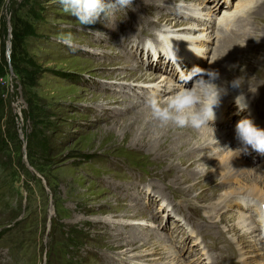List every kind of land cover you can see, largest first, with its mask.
<instances>
[{
    "label": "rangeland",
    "instance_id": "obj_1",
    "mask_svg": "<svg viewBox=\"0 0 264 264\" xmlns=\"http://www.w3.org/2000/svg\"><path fill=\"white\" fill-rule=\"evenodd\" d=\"M239 1L231 0L232 13L246 2V9L257 6L253 0L235 5ZM261 2L256 13L245 10L246 24L230 27L237 35L236 26L244 27L236 45L227 49L214 25L197 63L177 60L180 72L168 58L181 57L160 31L179 41L204 33L194 27L202 22L189 16L203 12L216 21L227 7L219 0H133L107 27L100 21L79 25L58 0H0V264H264V236L255 221L247 229L254 215L244 199L222 209L219 218L205 214L221 192L220 180L212 185L202 174L218 164L211 150L198 158L187 154L185 145L202 142L188 131L182 141L170 142V155L160 156L152 141L164 129L144 106L152 82L165 85V92L176 90L192 63L217 70L226 82L240 78L242 91L256 99L264 89ZM67 33L75 52L58 42ZM253 38L256 43L247 42ZM240 43L259 46L257 55L236 54ZM235 109L216 128L228 139L230 132L232 142L237 121L230 124L231 114L246 118ZM249 155H264L236 156L245 175L264 186V158L253 162Z\"/></svg>",
    "mask_w": 264,
    "mask_h": 264
},
{
    "label": "bare ground",
    "instance_id": "obj_2",
    "mask_svg": "<svg viewBox=\"0 0 264 264\" xmlns=\"http://www.w3.org/2000/svg\"><path fill=\"white\" fill-rule=\"evenodd\" d=\"M248 4H249V2H246V4H245L246 7L245 6L244 7L247 8ZM230 9H231V5L229 3V4H227V7L225 9L222 8L221 12H222L223 15L221 17H226L227 19H228L229 16H233L234 17L232 20H228L227 21V23H229V24L231 22H233L231 28L234 26V24H236V25L239 24L240 25L241 22L246 24V20H243L242 17H241L246 12V11L244 12V8L243 7H241V10L239 12H237V14H233V15H230V12H228ZM191 12H192V9H191ZM226 12H228V13L226 14ZM241 12H243V13H241ZM190 15L191 16H189V19L195 20V21L198 19L197 20L198 22H200V23L202 22L201 24H196V26L194 25V27L199 28V29H201L203 27L202 30L204 31V33H201L199 35H195L194 38L192 37V35H191V38L189 36H187V35H183L182 36L183 39L181 38V40L184 41L185 43H183L181 40L179 41L177 38H175V36H178V35L172 36V35L167 34V33L161 34V31L159 33V37L161 36L162 38H165V37L169 38V40H167V42L169 43V47H171L172 50H177L176 53H178V55H180L181 58H178V59L175 58L174 54H171V56L168 58V59L171 58L170 60H173L174 62H176L177 69L180 72H182V70H180L178 68L179 67L178 63L179 62L177 63V60H179L181 62H185V63H187L189 61L190 62L195 61L197 63L199 61V59H201V57L203 56V51H204V48H202L200 44L202 42L203 43H208V42L211 43L212 42L210 40L213 38V36L208 34V33H206V32L212 31V33H213V30H214L213 26L215 25V22H216L213 19H208V16H206V14L203 13V12H201L200 14H197V15H193V14H190ZM246 15L247 16L250 15L248 13V11L246 12ZM218 17H219V14L217 15V18ZM217 18H216V20H217ZM212 20L214 22H212ZM236 27L238 28V30H240L242 32V34L245 35V31L242 30V28H244L242 25L241 26H236ZM229 29L227 27H217L215 25V30L216 31L214 32V34L216 35V39L220 40V39L225 38V40H227V43H228L227 44V49L231 45H236L238 43L241 35H242V34L241 35L234 34V33H238V31L231 30V29L229 30ZM227 32H228V34L229 33H232V34L231 35H228V34L225 35V33H227ZM172 33H174V32H172ZM200 36H201V38H200ZM255 39L256 38H253V39H251V40H249L247 42L248 43L255 42ZM186 42L190 43L193 46V48L190 47V46L184 45V44H188ZM138 47H140V45L135 44L134 48L136 49ZM258 47L253 48L255 50L246 49L243 46V43H240V44H238L236 46L235 52L239 56L240 55H257V52H258V49H259ZM151 48H153V47H151ZM147 49H148V46H147ZM153 49H155V48H153ZM168 52H166V53H168ZM187 52H188V54H187ZM157 56L159 57V54L156 53V49H155L154 58H156ZM185 63L183 65H185ZM192 66L194 68V64L193 63H192ZM216 66L217 65L215 64V66H213V67L216 68ZM235 67H237V66H234V68ZM260 67L261 68L259 69V71H260V73H263L264 72V63ZM171 70H172V67L170 69V73H171V75L176 77L175 73L171 72ZM186 70H188V68H186ZM259 71H258V73H259ZM227 78L228 77H221V75H220V79L215 81V83L220 85V86H222V85L225 86L224 84H226L225 82L228 80ZM151 84H153L152 87L150 89L148 88L147 91L149 92V90H150V93L151 92H156V93H158V95L160 97H165V96L171 94L173 91H175V88H171L170 92H169V90L168 91L166 90L167 92H165V90L163 88V86H165V85H160V84H157L155 82H152ZM233 90L234 91L232 93H228V95H226V96H224L222 98L220 106L215 109V114H216L215 115V120L212 123L211 127L215 130V139L218 141V145L216 144V142L213 139V130L211 128H204V129H201V130H195V129H192L190 127L189 128H183V129H179V128H175V127L162 128V129H164L163 133L161 134L160 131H159L157 134H155L154 140L152 141V144H154L155 147H157L155 149L157 150V153L160 154V156H164V155L168 156L171 153L170 142L172 144L173 141H177L180 138H181V141H182L185 132L190 131L191 133H193L192 134L193 135V139H199L202 142L201 143H196V144H191L189 146L184 144L185 145V150H187L190 147V149H188L189 152L187 154H191L192 156H195V158H198V155L202 156L203 150H206V151L208 149L211 150V152L209 153V156H211V159H216V162H218V164L215 167V169H211L212 171L206 172V173L202 172V174L207 179V182L212 184V185H213V183H217L218 180L221 181V184H218V190L221 191L220 194H219V197H217V199H214V197H212L211 200H214V201L208 203L205 206V211H206L205 214H207L209 219H211V220L214 219V218H217V217L219 218V216H220L219 212L222 209L229 210L234 205V203L238 201V198H242V199L245 200V198L248 196L249 193H251L254 197H258V198L264 199V186H263V183H259L253 176H247L248 173H247V175H245V173H246V171L244 169L245 166L242 165L241 161L236 157L235 154L232 153V154H230L228 156H223V154H222L225 151V150H222V149H225V148H228V147L232 146V149L234 150L239 145L237 141H233L232 142V140H230V139H232V135H231L230 132H229V139H228V137H226V133H224L223 131L216 130V128L221 127V123L224 124V121H223L224 119L222 117L219 118L218 113L224 112L226 110V107L229 104L233 103L232 100L230 102L228 99H231V98L235 99V97L240 95V93H241V92H238V90H240V89H233ZM251 96H254V95H250V96L245 95V98H246L248 106L251 105V107H253L254 106L255 97H254V99L251 100ZM248 100L250 102H252V101L253 102L250 104L248 102ZM234 113L240 114V115L244 114V112H237L236 109L234 110ZM263 114L259 118H263V116H264ZM238 119L241 120L243 118L241 117V118H238ZM238 119H236L237 122H238ZM262 121L264 122V119H262ZM158 134H159V136H158ZM229 142H230V144H229ZM184 143H187V141H184ZM252 154H254V153H252ZM262 155H264V154H262ZM211 159L207 158L208 161L211 160ZM230 183L234 184V186L231 187V186L227 185V184H230ZM215 186H217V185H214L212 187L215 188ZM211 195H213V194H211ZM213 196H217V194H214ZM252 214H253V212H252ZM181 217L184 218L183 215ZM254 221H255V219L253 217V220L251 221V223L249 225L247 224L248 225L247 226L248 230H250V227L252 226ZM256 228H257L258 231L257 230H255V231L256 232H260L259 228L258 227H256ZM240 230H243V228L240 229ZM258 234H259L258 236L260 237L261 233H258ZM259 242H260V240H259ZM200 243H201V241H200ZM236 244H237V247L239 248L241 257H243L244 254H243L241 245H240V243H239V241L237 239H236ZM201 245H203V244L201 243Z\"/></svg>",
    "mask_w": 264,
    "mask_h": 264
},
{
    "label": "clouds",
    "instance_id": "obj_3",
    "mask_svg": "<svg viewBox=\"0 0 264 264\" xmlns=\"http://www.w3.org/2000/svg\"><path fill=\"white\" fill-rule=\"evenodd\" d=\"M58 4L63 13L73 17L83 27L94 25L98 21L107 27L110 18L114 26L116 13L130 8L133 0H58ZM94 34L104 35L100 32ZM57 39L72 52L77 50L71 33L61 34ZM219 79L220 73L217 70L194 67L190 72H184V77L175 91L165 97L151 92L145 98L144 106L158 127L179 129L190 127L195 130L211 128L213 139L218 145L215 130L211 125L215 120V109L220 106L222 98L228 95L229 86L241 90L240 95L235 97L238 111L243 112L248 108L243 88L239 83L240 78L226 82L225 86L215 83ZM189 84L191 87H188ZM235 139L240 147L222 150L230 151L237 157L247 154L249 148L264 154V129L256 126L252 119L243 118L237 122ZM245 201L247 206L251 207L255 224L264 236V199L249 193Z\"/></svg>",
    "mask_w": 264,
    "mask_h": 264
},
{
    "label": "trees",
    "instance_id": "obj_4",
    "mask_svg": "<svg viewBox=\"0 0 264 264\" xmlns=\"http://www.w3.org/2000/svg\"><path fill=\"white\" fill-rule=\"evenodd\" d=\"M28 30V29H27ZM30 30V29H29ZM13 47V46H12ZM10 58L13 60L14 59V53H13V49H12V52H11V55H10Z\"/></svg>",
    "mask_w": 264,
    "mask_h": 264
}]
</instances>
